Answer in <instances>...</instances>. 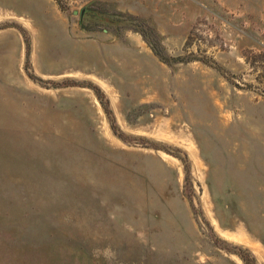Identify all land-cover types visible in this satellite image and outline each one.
Returning <instances> with one entry per match:
<instances>
[{
    "label": "rangeland",
    "instance_id": "obj_1",
    "mask_svg": "<svg viewBox=\"0 0 264 264\" xmlns=\"http://www.w3.org/2000/svg\"><path fill=\"white\" fill-rule=\"evenodd\" d=\"M0 126V264H264V0H0Z\"/></svg>",
    "mask_w": 264,
    "mask_h": 264
},
{
    "label": "trees",
    "instance_id": "obj_2",
    "mask_svg": "<svg viewBox=\"0 0 264 264\" xmlns=\"http://www.w3.org/2000/svg\"><path fill=\"white\" fill-rule=\"evenodd\" d=\"M87 11H90V10L87 9ZM143 35L146 37L145 34H143ZM148 41L150 42V40H148ZM151 47H152L153 51L155 52V54H157V56H159L161 59H163L164 61H166L165 58H163L160 55V53H159V51L157 50L156 47H154V46H151ZM246 255L247 256H245V254H239V256L243 259V261L245 262V264H255V258L249 252Z\"/></svg>",
    "mask_w": 264,
    "mask_h": 264
},
{
    "label": "bare ground",
    "instance_id": "obj_3",
    "mask_svg": "<svg viewBox=\"0 0 264 264\" xmlns=\"http://www.w3.org/2000/svg\"><path fill=\"white\" fill-rule=\"evenodd\" d=\"M14 126V125H13ZM1 127V126H0ZM14 128H16V127H14ZM5 153V152H4ZM5 155V154H4ZM12 158V157H11ZM15 159H17V158H15Z\"/></svg>",
    "mask_w": 264,
    "mask_h": 264
},
{
    "label": "water",
    "instance_id": "obj_4",
    "mask_svg": "<svg viewBox=\"0 0 264 264\" xmlns=\"http://www.w3.org/2000/svg\"><path fill=\"white\" fill-rule=\"evenodd\" d=\"M82 12H83V10H82Z\"/></svg>",
    "mask_w": 264,
    "mask_h": 264
}]
</instances>
